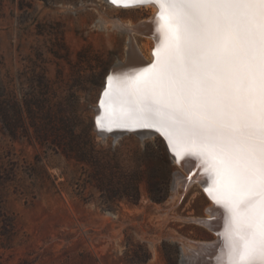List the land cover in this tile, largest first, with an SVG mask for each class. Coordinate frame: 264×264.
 <instances>
[{
	"label": "rangeland",
	"instance_id": "rangeland-1",
	"mask_svg": "<svg viewBox=\"0 0 264 264\" xmlns=\"http://www.w3.org/2000/svg\"><path fill=\"white\" fill-rule=\"evenodd\" d=\"M150 14L112 0H0V264H183V244L214 239L201 186L174 190L185 170L164 137L97 127L108 74L126 59L114 24ZM134 37L150 57L152 42Z\"/></svg>",
	"mask_w": 264,
	"mask_h": 264
},
{
	"label": "snow or ice",
	"instance_id": "snow-or-ice-1",
	"mask_svg": "<svg viewBox=\"0 0 264 264\" xmlns=\"http://www.w3.org/2000/svg\"><path fill=\"white\" fill-rule=\"evenodd\" d=\"M112 3L156 5L163 40L151 70L108 77L105 118L160 132L178 164L198 158L227 264H264V0Z\"/></svg>",
	"mask_w": 264,
	"mask_h": 264
},
{
	"label": "bare ground",
	"instance_id": "bare-ground-1",
	"mask_svg": "<svg viewBox=\"0 0 264 264\" xmlns=\"http://www.w3.org/2000/svg\"><path fill=\"white\" fill-rule=\"evenodd\" d=\"M141 5H145L146 7L151 8V14L148 19H145L135 25L124 23L119 20H116L114 24L117 29L127 35L124 43L126 59L123 60L124 62L117 61L111 68L108 77H135L137 74H143L144 69L151 70V66L156 60V57L153 55V53L158 49V46L161 45V42L163 40V37L160 35V33L157 32L158 21L156 17L159 9L152 3L130 4L128 6L139 7ZM134 33H140L144 35L148 41L152 42V45L149 47L150 57H146L141 49L136 45ZM108 77L106 80V85L104 86V90L109 86ZM97 115L106 120L107 126L114 123L108 121L105 118V109L101 108L100 106L97 108ZM172 160L175 164H178L176 163L174 156H172ZM178 165L185 170V173L183 175L179 170L175 172L173 178L174 190L176 191L179 186H183L186 188L188 184L197 182L205 192L204 189L211 184L212 178L210 177L209 173L204 172L201 161L196 157H189L186 162ZM206 194L209 197L208 193ZM209 199L210 203L206 209V216L199 221L203 223V225H205L210 231L215 233V237L210 242H187L188 244H183L181 247V259L183 261V264H187L188 261L191 262V254L194 255V261L192 260L193 264H227L224 239L222 236V233H224L225 230L224 209L221 205L215 204L210 197ZM210 209L213 210L211 213L209 211Z\"/></svg>",
	"mask_w": 264,
	"mask_h": 264
},
{
	"label": "water",
	"instance_id": "water-1",
	"mask_svg": "<svg viewBox=\"0 0 264 264\" xmlns=\"http://www.w3.org/2000/svg\"><path fill=\"white\" fill-rule=\"evenodd\" d=\"M127 129H136V130H140V128H142V127H133V126H129V127H126ZM126 128H124V129H126ZM147 132H149V133H151V134H160V132H158V131H156L155 129H153V128H149L148 129V131ZM161 135V134H160ZM162 136V135H161ZM163 137V136H162ZM166 146H167V149H168V151H169V154H170V156L172 157L173 156V154L171 153V151L169 150V147H168V144H166Z\"/></svg>",
	"mask_w": 264,
	"mask_h": 264
}]
</instances>
